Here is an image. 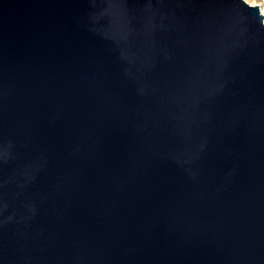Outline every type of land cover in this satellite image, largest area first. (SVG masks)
<instances>
[{
  "label": "water",
  "instance_id": "1",
  "mask_svg": "<svg viewBox=\"0 0 264 264\" xmlns=\"http://www.w3.org/2000/svg\"><path fill=\"white\" fill-rule=\"evenodd\" d=\"M0 264H264L259 7L0 0Z\"/></svg>",
  "mask_w": 264,
  "mask_h": 264
},
{
  "label": "rangeland",
  "instance_id": "2",
  "mask_svg": "<svg viewBox=\"0 0 264 264\" xmlns=\"http://www.w3.org/2000/svg\"><path fill=\"white\" fill-rule=\"evenodd\" d=\"M247 4L251 6L261 5V8L264 9V0H244ZM260 9V8H259ZM262 15V14H261ZM264 18V17H263Z\"/></svg>",
  "mask_w": 264,
  "mask_h": 264
},
{
  "label": "bare ground",
  "instance_id": "3",
  "mask_svg": "<svg viewBox=\"0 0 264 264\" xmlns=\"http://www.w3.org/2000/svg\"><path fill=\"white\" fill-rule=\"evenodd\" d=\"M256 6H258L259 8H260V13L262 14V16L264 17V9L263 8H261V5H257L256 4Z\"/></svg>",
  "mask_w": 264,
  "mask_h": 264
}]
</instances>
